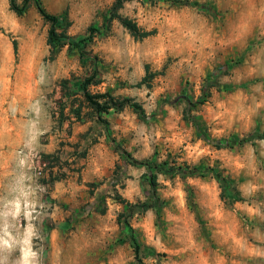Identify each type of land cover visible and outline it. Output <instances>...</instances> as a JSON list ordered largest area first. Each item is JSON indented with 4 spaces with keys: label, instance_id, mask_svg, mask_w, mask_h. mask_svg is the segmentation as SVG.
I'll return each instance as SVG.
<instances>
[{
    "label": "rangeland",
    "instance_id": "374dc122",
    "mask_svg": "<svg viewBox=\"0 0 264 264\" xmlns=\"http://www.w3.org/2000/svg\"><path fill=\"white\" fill-rule=\"evenodd\" d=\"M39 1L65 12L73 36L115 17L83 56L62 44L50 57L49 22L33 2L16 15L0 0V264H264V138L249 137L264 131V0ZM122 16L154 34L134 39ZM145 64L149 86H134ZM93 68L100 82L90 92L131 97L145 117L125 106L98 121L77 88ZM77 120L88 125L81 138L126 144L88 153L91 142L69 139ZM150 158L208 167L230 193L219 197L210 170L169 175L129 162ZM75 184L90 198L77 222L59 197Z\"/></svg>",
    "mask_w": 264,
    "mask_h": 264
},
{
    "label": "trees",
    "instance_id": "16d2710c",
    "mask_svg": "<svg viewBox=\"0 0 264 264\" xmlns=\"http://www.w3.org/2000/svg\"><path fill=\"white\" fill-rule=\"evenodd\" d=\"M29 1L33 2L37 12L41 15V17L49 22V28L47 30V35H46V44L49 46L50 57L55 52L57 47L61 46L62 44H67L68 49L74 48L75 50L78 51L79 55L83 56L82 49L91 40L93 34L101 30L107 31L109 22L115 17V12L113 11L104 18L103 26L101 27V29L94 25H89L87 27V33L85 35L73 36L66 33L65 31V27L69 24V22L66 18V14L64 11L58 15L48 13L41 6L39 0H21L19 3L16 0H8V5L9 8L16 15H20L21 13H23L26 4ZM119 3L120 0H117V4H114V7L117 8ZM120 23L134 39L140 40L154 34L155 32L154 29L146 30L141 28L139 25H137V23L134 20L126 16H122L120 18ZM56 27H61V29L57 30ZM12 48L13 51H15L16 44L14 40H12ZM153 75L154 72L150 71L148 69V65L145 64L144 74L133 85L139 87L140 85L144 84L146 87H148L149 81L153 77ZM99 82L100 79L97 77L96 69L93 68V70H91V72L88 75L84 76L77 84V88L81 91L83 101L95 114V117L98 121L103 122V124L106 126L107 122L104 120V118L101 117L102 113H107L109 110H112L113 112H118L121 111L125 106L130 107L137 114L139 118L145 117L141 104L131 97L114 95L108 89L103 92H96V93L90 92L88 86L91 84H97ZM59 109L60 110L58 113L61 114L62 110L64 109V105H62ZM69 109L72 111L75 119L80 118L79 107H74V108L69 107ZM249 137L262 139L264 138V131L261 133L254 131L249 135ZM245 139H238L237 141L242 142ZM124 155L130 157L128 152H124ZM41 156H42V160L44 161H50V158H52V154L49 153H43L41 154ZM54 159L57 160L56 157ZM129 162L145 165L149 169H156L157 172L162 171L169 175L174 174L176 172L185 175L186 174L203 175L204 171L210 170L217 177V182L220 187L219 197L222 198L224 196H228L230 193L228 189V185H229L228 179L218 174L217 172H214L208 167H202L200 169L196 166H192L190 168H186V167L182 168L181 166H166L165 161L155 162L153 158H150L149 161L146 162L145 161L135 162L134 160H129ZM58 179H59L58 176L51 175L50 183ZM148 183L153 190L154 186L156 185V175L154 173L150 175L148 179ZM113 199H115L120 203H123L124 205L129 204V202L126 199L122 198L117 194H115ZM126 230L127 231L131 230V226L129 224H126ZM130 243L132 246L133 254L136 257V255L139 252V243L132 237L130 238Z\"/></svg>",
    "mask_w": 264,
    "mask_h": 264
},
{
    "label": "crops",
    "instance_id": "0c3cea01",
    "mask_svg": "<svg viewBox=\"0 0 264 264\" xmlns=\"http://www.w3.org/2000/svg\"><path fill=\"white\" fill-rule=\"evenodd\" d=\"M120 112V111H118ZM80 121H76L75 124H76V129H80L82 128L81 132L78 133L77 137L76 138H69L72 142L73 145H75V143H77V145L79 143H82L83 141H89L91 142V145L89 146V148L87 149V152L90 153H110L112 150V148L110 147V144L112 141L116 140V139H122L124 140L125 144H126V141L128 138H104V135L102 136V138H93V141L90 140V138H81L83 135H84V130L88 128V125L86 126L85 124L81 125L79 123ZM142 139V138H141ZM47 147V146H46ZM47 149L49 148H45V153H48ZM128 149H131L130 146H125V150L126 151H129ZM114 150V149H113ZM50 151V150H49ZM116 151V150H114ZM87 153V154H88ZM129 153V152H128ZM88 157V155H87ZM91 158H92V155H91ZM75 192V194L73 195V193ZM89 194V191H88V186L87 184L86 185H76L75 184V188L74 186H69V187H66L64 188V192L59 195V197L68 202V203H71L74 207H75V221L77 222L78 221V218L80 217L81 215V211H80V208L84 205V203H87V201L89 202L90 201V198L88 199L87 195Z\"/></svg>",
    "mask_w": 264,
    "mask_h": 264
},
{
    "label": "built area",
    "instance_id": "2783aa9c",
    "mask_svg": "<svg viewBox=\"0 0 264 264\" xmlns=\"http://www.w3.org/2000/svg\"><path fill=\"white\" fill-rule=\"evenodd\" d=\"M42 165H45L44 162H42ZM36 172H37V174H41V170L40 169H38Z\"/></svg>",
    "mask_w": 264,
    "mask_h": 264
}]
</instances>
